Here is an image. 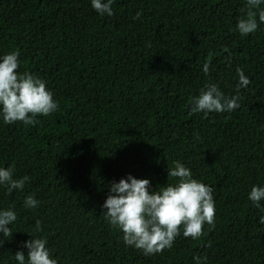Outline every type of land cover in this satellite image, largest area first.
I'll use <instances>...</instances> for the list:
<instances>
[{"label":"trees","instance_id":"obj_1","mask_svg":"<svg viewBox=\"0 0 264 264\" xmlns=\"http://www.w3.org/2000/svg\"><path fill=\"white\" fill-rule=\"evenodd\" d=\"M245 2L113 0L108 16L91 0H0V58L18 50V71L45 80L58 101L35 126L0 117V168L29 177L11 194L0 186V210L17 215L0 264H18L31 236L47 240L57 264H195V256L264 264V201L248 199L252 186L264 187V24L247 36L235 30ZM237 68L251 81L238 109L190 113L189 98L206 83L237 95ZM174 161L213 188L215 227L144 255L124 244L102 205L128 175L148 179L149 191L173 183ZM29 195L36 208L24 207Z\"/></svg>","mask_w":264,"mask_h":264},{"label":"clouds","instance_id":"obj_2","mask_svg":"<svg viewBox=\"0 0 264 264\" xmlns=\"http://www.w3.org/2000/svg\"><path fill=\"white\" fill-rule=\"evenodd\" d=\"M113 0H91V7L100 15L112 16ZM264 0H246L242 15L237 19L235 30L241 36H247L264 24ZM141 13L137 12L136 19ZM227 51V49H226ZM203 64L202 71L209 75L212 58ZM19 51L14 50L0 58V117L4 124L11 125L22 122L25 126H35L37 117H48L58 110V101L47 88V82L27 71L20 73ZM237 95L225 96L216 83H206L199 94L189 98L190 113H231L240 107L239 92L251 83L242 69L237 68ZM174 167L167 169L168 178L174 182L149 191L151 184L148 179H137L128 175L119 182L109 186L110 194L102 205L106 222L122 233L125 245L140 250L144 255L160 254L171 249L175 239L182 234L184 238L199 240L206 235L204 226L215 227V201L213 188L192 178V172L179 161ZM29 180L28 176L14 178V167L0 168V186H4L11 194L13 190L23 189ZM249 201L257 208L264 201V187L252 186L248 193ZM39 201L29 195L24 200V207L36 208ZM13 210H0V246L3 240L10 239L12 229L8 227L16 221ZM264 224V216L260 217ZM42 225L36 221L34 232H41ZM23 243L27 255L22 251L14 254L18 264H57L49 249L47 240L34 237ZM210 246V243H209ZM206 257L195 256V264H204Z\"/></svg>","mask_w":264,"mask_h":264}]
</instances>
